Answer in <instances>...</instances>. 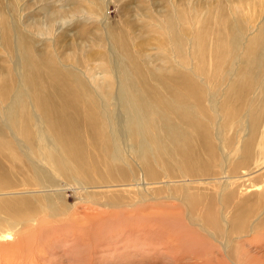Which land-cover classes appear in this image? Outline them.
Listing matches in <instances>:
<instances>
[{
    "label": "bare ground",
    "instance_id": "1",
    "mask_svg": "<svg viewBox=\"0 0 264 264\" xmlns=\"http://www.w3.org/2000/svg\"><path fill=\"white\" fill-rule=\"evenodd\" d=\"M173 16L154 73L118 27L96 38L110 52L81 56L105 59L108 76L91 82L75 67L85 59L60 63L14 34V71L0 76V264H264V24L230 34L225 62L220 35L186 36L185 50ZM213 122L227 147L215 148Z\"/></svg>",
    "mask_w": 264,
    "mask_h": 264
},
{
    "label": "rangeland",
    "instance_id": "2",
    "mask_svg": "<svg viewBox=\"0 0 264 264\" xmlns=\"http://www.w3.org/2000/svg\"><path fill=\"white\" fill-rule=\"evenodd\" d=\"M0 11L1 77L4 73L14 71L13 61H16L17 57L13 55L12 60H10L8 53H12L10 48L13 45L14 34L24 32L29 37L25 39L26 44L36 53L45 49L52 52L55 58H60V63L62 61L73 64V66L76 63V57L85 59L83 64L76 63L75 67L77 72L90 82L92 74H96L98 77L108 76L103 75L104 72L100 74L99 65L100 62L105 63V59L95 54L88 60L86 57L81 56L84 52H97L101 48L110 52L108 40L103 41V46L105 45L103 47L102 43L97 41L99 39L96 38L99 34L101 37L108 36L110 31H116L115 29H118V27L124 28L128 32L139 52L142 51V53H146L148 57H151L152 62L149 63V66L153 68L151 71L154 73L155 67L165 62L166 49L171 48L169 35L171 32L165 31L162 24L166 23L165 20H168L166 24L169 26L173 22L170 21V18H173L174 21L179 18L177 16L175 18L173 15H180L179 24L176 25L175 23L173 29L179 27V32L184 36L182 41L185 50H188L187 46L189 44L187 37L196 38L199 31L200 35L208 37L209 46L219 45L221 40H224L222 45L217 48L225 55V62L231 60V51L235 48L230 44L231 38H228L230 34L242 33L240 34L241 37L243 35L251 37L257 34L264 24V0H172V2L171 0H0ZM51 12L53 17L55 16L53 28L48 23L51 22L49 20ZM170 12L173 14H170ZM166 13H168L167 15L170 14V18L167 17ZM13 22L17 25L15 30L10 26V28L6 26V24L12 26ZM218 35L222 36V39L217 42L215 40L212 45V40L217 39ZM4 39L9 42L5 47L3 44ZM198 49H201L200 46H198ZM197 52L198 50L192 51L190 58H196ZM241 56L244 62L247 59L246 55L242 53ZM208 58L207 56V60ZM211 61L212 57L209 58L210 68ZM221 68H226V66L222 64ZM244 68L246 69V65ZM151 71L148 73L150 79L152 78ZM110 78L116 84L114 75H111ZM223 86L225 87V84L221 88ZM220 90L219 93L222 92V89ZM3 106L4 104L0 107V114L4 110ZM34 114L38 115L37 112ZM217 120L218 118L214 121ZM215 122L211 125V137L215 143V148L227 147L225 146L226 138L223 136V130L216 131L215 126H213ZM262 128L261 131L264 132ZM107 130L110 131L111 128ZM9 132H11L10 129ZM220 136H222L221 142ZM259 139L261 140L260 147H264V133L262 135L260 132ZM58 177V180L62 181L61 184H63L62 194L71 203L81 201V196L70 186L75 184V179L67 176L66 179L62 180L61 176ZM32 182L36 181L33 179ZM23 187L25 186L20 182L12 188ZM83 196L90 197L87 194ZM79 208L91 209L85 206H79ZM6 224V220L0 217V228L6 226ZM98 233L99 231L94 235L99 236L101 241L111 240V238L98 235Z\"/></svg>",
    "mask_w": 264,
    "mask_h": 264
}]
</instances>
